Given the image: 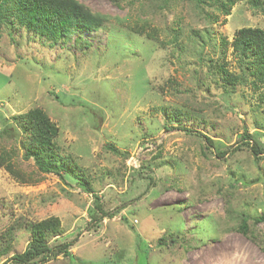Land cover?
Returning a JSON list of instances; mask_svg holds the SVG:
<instances>
[{"label": "rangeland", "instance_id": "374dc122", "mask_svg": "<svg viewBox=\"0 0 264 264\" xmlns=\"http://www.w3.org/2000/svg\"><path fill=\"white\" fill-rule=\"evenodd\" d=\"M77 1L106 28L52 46L23 32L0 41V128L43 110L70 168L42 173L0 137L26 179L0 169V264L24 252L29 224L49 217L62 228L49 244H69L72 258L45 264H264V222L254 223L264 152L251 151L264 149V103L250 77L226 91L211 65L223 58L240 73L231 43L242 28L264 29V11L250 0L227 17L194 0ZM175 109L191 117L179 123ZM242 219L254 241L237 230Z\"/></svg>", "mask_w": 264, "mask_h": 264}, {"label": "trees", "instance_id": "16d2710c", "mask_svg": "<svg viewBox=\"0 0 264 264\" xmlns=\"http://www.w3.org/2000/svg\"><path fill=\"white\" fill-rule=\"evenodd\" d=\"M240 1L242 0H194L199 9L200 5L212 7L218 13V17L229 16L232 8ZM249 4L254 9L264 11V1L250 0ZM205 14L207 18H210L207 13ZM104 28H106L105 19L93 14L77 0H0V41L5 32L12 40L17 33L23 32L35 35L44 45L52 46L57 43H65L79 31L95 33ZM133 32L140 36L147 33L145 26L135 27ZM226 44L227 42L223 40V45ZM231 46L240 60L241 71L239 74H232L223 64V58L215 60L211 65L217 68L221 85L227 91L228 87L235 86L237 83L247 84L248 77H250L253 89L258 93L259 101L264 103V29L247 27L238 30ZM171 114L178 118L179 123L184 116L185 118L191 117L179 109L173 110ZM58 135L59 127L41 109H31L22 115L14 116L10 123H1L0 128V137L15 140L22 145L24 160H32L42 173L60 175L61 172L64 173L70 168L65 159L59 155L60 150L56 143ZM244 138H248V136ZM205 141L210 145L209 138L205 137ZM237 149L239 150L240 147ZM109 150L119 154V151L114 147H109ZM251 151L258 158L264 149L259 144H255L251 147ZM13 160V150H0V169H5L15 180L26 183L23 173ZM150 178L153 181L154 176ZM85 185L82 186L87 191ZM94 205L104 217H113V214L104 212L97 196ZM262 222H264V213L254 219L256 224ZM28 228H30L31 239L24 252L13 255L2 264H10V262L14 264H45L59 255L72 258L69 244L56 246L49 244L51 238L62 233L59 218L49 217L38 223L29 224ZM237 230L251 240L255 239L250 235L249 223L246 219H242ZM172 241L174 242V240ZM2 252L6 254L7 248Z\"/></svg>", "mask_w": 264, "mask_h": 264}]
</instances>
